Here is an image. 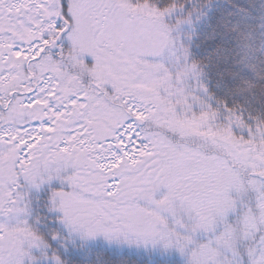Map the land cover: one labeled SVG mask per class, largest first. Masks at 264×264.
<instances>
[{"label": "snow or ice", "instance_id": "obj_1", "mask_svg": "<svg viewBox=\"0 0 264 264\" xmlns=\"http://www.w3.org/2000/svg\"><path fill=\"white\" fill-rule=\"evenodd\" d=\"M0 264H264V0H0Z\"/></svg>", "mask_w": 264, "mask_h": 264}]
</instances>
